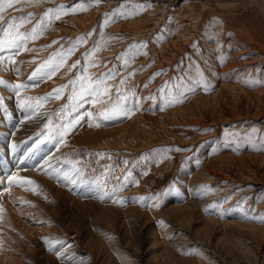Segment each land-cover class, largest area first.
<instances>
[{
    "label": "rangeland",
    "instance_id": "374dc122",
    "mask_svg": "<svg viewBox=\"0 0 264 264\" xmlns=\"http://www.w3.org/2000/svg\"><path fill=\"white\" fill-rule=\"evenodd\" d=\"M263 8L5 2L0 264H264Z\"/></svg>",
    "mask_w": 264,
    "mask_h": 264
},
{
    "label": "snow or ice",
    "instance_id": "6c2138e0",
    "mask_svg": "<svg viewBox=\"0 0 264 264\" xmlns=\"http://www.w3.org/2000/svg\"><path fill=\"white\" fill-rule=\"evenodd\" d=\"M5 2L7 3V6L11 7L12 3H13V0H0V8L3 7ZM57 18H59V17H57ZM105 118L107 119L108 117H105Z\"/></svg>",
    "mask_w": 264,
    "mask_h": 264
},
{
    "label": "bare ground",
    "instance_id": "6f19581e",
    "mask_svg": "<svg viewBox=\"0 0 264 264\" xmlns=\"http://www.w3.org/2000/svg\"><path fill=\"white\" fill-rule=\"evenodd\" d=\"M263 10H264V8H263ZM44 177V176H43ZM5 202V201H4ZM7 204H8V202H6ZM7 204H6V206H7ZM5 205V204H4ZM5 209V208H4ZM7 209V208H6ZM8 210H9V212H12V210H10V208H9V206H8ZM7 210V211H8ZM5 211V210H4ZM2 219V218H1ZM77 230V229H76ZM0 258H1V256H0Z\"/></svg>",
    "mask_w": 264,
    "mask_h": 264
}]
</instances>
